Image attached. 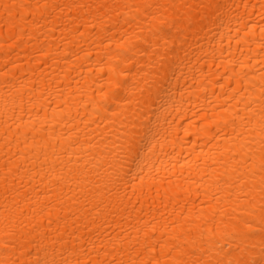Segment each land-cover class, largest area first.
<instances>
[{"label":"bare ground","instance_id":"1","mask_svg":"<svg viewBox=\"0 0 264 264\" xmlns=\"http://www.w3.org/2000/svg\"><path fill=\"white\" fill-rule=\"evenodd\" d=\"M0 264H264V0H0Z\"/></svg>","mask_w":264,"mask_h":264}]
</instances>
